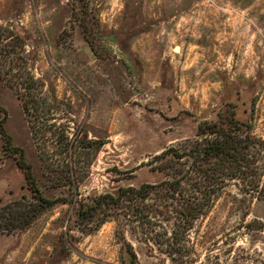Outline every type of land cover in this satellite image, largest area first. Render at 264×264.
<instances>
[{
    "label": "rangeland",
    "instance_id": "1",
    "mask_svg": "<svg viewBox=\"0 0 264 264\" xmlns=\"http://www.w3.org/2000/svg\"><path fill=\"white\" fill-rule=\"evenodd\" d=\"M230 110L264 140V0H0V264H264L251 175L154 159Z\"/></svg>",
    "mask_w": 264,
    "mask_h": 264
},
{
    "label": "trees",
    "instance_id": "2",
    "mask_svg": "<svg viewBox=\"0 0 264 264\" xmlns=\"http://www.w3.org/2000/svg\"><path fill=\"white\" fill-rule=\"evenodd\" d=\"M244 127H247L246 124L235 116L233 110L225 112L224 114H218L217 120L214 121L201 120L197 125V131L195 133L198 137L192 140L188 146L183 149L172 146L167 147L163 149L160 154L155 155L154 159L166 155H170V157L172 159L174 158L177 162L182 157H184L187 162L190 159V165L188 164V166L194 167V165H197L195 169L201 171L209 184H213L212 188H209L211 193H209V195L215 194L216 190L219 188L215 183L224 182L225 179H238L244 184H247L248 179H250L251 184L249 185H252V190L256 191L259 195H264V177L261 178L264 172H255L253 174L254 176L249 172L250 164L254 163L257 157L264 153V140L256 138L249 130H245ZM0 131H3L1 126ZM184 163L186 162H181L182 165ZM182 165L176 169L173 168V170L169 172L165 170L164 167H157L165 174V178L162 180L161 185L176 191L182 181L181 179H183V176L186 174V170ZM21 166L25 169L27 182L29 184H35L34 178L30 173L29 164L24 165L23 162H21ZM250 175L252 178H248ZM35 186L36 185H34V187ZM147 187H151V184L142 183L137 188L127 186L125 190H127V194L132 193L142 198L146 197L148 193ZM36 189L35 187V191L37 192ZM36 195L37 199L34 204L35 211H40L51 205L52 200H48L40 194ZM106 197L107 196L104 195L99 196L94 204L86 205V208L84 210H79L78 213L91 217L95 209L106 201ZM8 207L9 205L5 204L2 206V209L5 210ZM103 221H105V218L99 220V222ZM27 224L28 222H24L20 228L25 227ZM6 225V223L0 224V230H8Z\"/></svg>",
    "mask_w": 264,
    "mask_h": 264
},
{
    "label": "water",
    "instance_id": "3",
    "mask_svg": "<svg viewBox=\"0 0 264 264\" xmlns=\"http://www.w3.org/2000/svg\"><path fill=\"white\" fill-rule=\"evenodd\" d=\"M176 47V46H175Z\"/></svg>",
    "mask_w": 264,
    "mask_h": 264
}]
</instances>
